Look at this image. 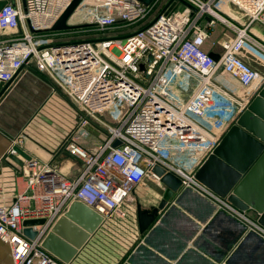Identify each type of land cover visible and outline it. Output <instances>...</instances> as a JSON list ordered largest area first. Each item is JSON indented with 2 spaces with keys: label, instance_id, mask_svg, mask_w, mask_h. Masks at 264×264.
<instances>
[{
  "label": "built area",
  "instance_id": "1",
  "mask_svg": "<svg viewBox=\"0 0 264 264\" xmlns=\"http://www.w3.org/2000/svg\"><path fill=\"white\" fill-rule=\"evenodd\" d=\"M71 1L7 0L0 10V30L21 28L14 37L0 39V82L12 80L34 62L83 113L64 146L82 162L79 174L70 179L53 161L30 160L26 190L12 203L0 204V239L11 246L13 264H62L43 241L70 206L78 201L101 214L125 216V205L138 185L148 179L161 183L156 166L179 176L183 188L210 198L264 238V226L248 217V210L198 181L194 164L181 158L190 152L208 156L226 131L217 118L234 106L238 111L247 108L263 87L264 73L243 50L251 44L264 55V42L250 31L253 24L264 26V0H154L149 5L139 0H83L77 10L94 5L92 21L101 30L141 22L123 36L117 51V37L48 43L46 32H37L50 28ZM224 4L247 19L245 26L220 12ZM218 21L234 37L222 44L215 60L206 44ZM221 74L238 79L241 89L219 84ZM183 75L197 81L186 100L173 89ZM92 119L104 124L107 133L99 144L87 147L82 142L94 135L89 130ZM117 140L121 143L114 146ZM22 142H13L12 155ZM35 218L45 222L32 226L37 234L30 238L24 221Z\"/></svg>",
  "mask_w": 264,
  "mask_h": 264
},
{
  "label": "crops",
  "instance_id": "2",
  "mask_svg": "<svg viewBox=\"0 0 264 264\" xmlns=\"http://www.w3.org/2000/svg\"><path fill=\"white\" fill-rule=\"evenodd\" d=\"M220 12L241 26L247 22L231 5L224 4ZM219 24L224 25L218 22L212 37ZM250 29L264 41V26L253 24ZM208 47L217 55L222 50V46ZM246 59L264 73V63L248 55ZM218 82L233 90L241 89L238 79L223 74ZM245 110L238 111L234 106L217 118L226 125L225 134ZM82 115L55 80L38 70L34 62L19 70L0 98V204L12 203L17 193L27 188L30 160L19 152L14 154L18 159L15 160L10 153L13 142L19 138L23 142L18 147L31 160L53 161L70 179L79 174L82 162L64 146ZM91 127L94 125L89 130L96 138L93 144H99L104 136L98 137ZM82 143L87 147L93 145ZM182 157L184 163L190 161L194 164L192 169H197L207 155L190 152ZM166 189L163 183L150 179L138 185L125 205L126 215L103 212L101 222L74 257L69 262L61 260L62 264H264L263 236L244 220L189 188H180L150 228L140 232L138 205L158 206ZM245 214L254 221L260 215L254 209ZM0 264H13L12 248L1 239Z\"/></svg>",
  "mask_w": 264,
  "mask_h": 264
},
{
  "label": "water",
  "instance_id": "3",
  "mask_svg": "<svg viewBox=\"0 0 264 264\" xmlns=\"http://www.w3.org/2000/svg\"><path fill=\"white\" fill-rule=\"evenodd\" d=\"M6 1L0 0V10ZM82 1L72 0L50 28L37 30V32L63 31L75 27L69 21ZM139 1L149 5L154 0ZM183 3L186 2L183 1ZM54 45H58V43ZM211 56L215 60L219 59L217 54L211 53ZM152 59V55H149V60ZM140 67L144 70L145 64L142 63ZM12 80L0 82V98ZM120 143L121 141L117 140L114 146ZM16 150L31 160L18 146H16ZM12 157L18 160L14 155ZM154 172L161 176V183L166 185L167 189L158 206L145 208L141 204L138 205L137 216L142 233L150 228L160 210L183 187L181 178L174 173L166 172L160 166H156ZM195 176L198 181L219 196L226 198L237 208L256 210L260 214L258 222L264 226V85L237 122L229 128L219 144L197 168ZM102 218L101 213L88 205L78 201L74 202L65 215L54 224L44 239L43 245L60 260L69 262L99 225ZM44 222V218L26 219L24 221L25 235L34 238L37 232L33 230L32 226Z\"/></svg>",
  "mask_w": 264,
  "mask_h": 264
},
{
  "label": "rangeland",
  "instance_id": "4",
  "mask_svg": "<svg viewBox=\"0 0 264 264\" xmlns=\"http://www.w3.org/2000/svg\"><path fill=\"white\" fill-rule=\"evenodd\" d=\"M95 10H96L95 6L92 4L84 5L81 9L76 10L70 18L69 23L75 27L69 30H63V31H58L54 33L46 32L45 34H47L46 35L47 37L45 36V39L47 40L48 43H50L53 40L60 41V40H67V39H74V38L90 39V38H95V37L96 38L117 37L118 40L114 43L115 46L113 48V50L117 51L118 46L122 44V41L124 39L123 36L137 29L141 25V22L128 24V25L118 24L116 27L108 28L106 30L105 29L101 30L97 26H95V23H93L92 21V13L95 12ZM103 11L104 10H102V12ZM229 19L233 21V18L229 17ZM217 29L219 30H216L215 35L213 37L211 35V40L208 42V45L206 46V48L208 46H210V48H217L219 46L221 47L222 44L226 40L232 39L234 37L233 31L230 28H228L226 25L219 24ZM17 32L18 31L9 32V31L0 30V39H3L5 37H14V35H16ZM251 33L253 34V32ZM243 53L246 56L247 55L250 56L251 59H255L261 63H264V59H263L264 55L251 44L247 45V47L243 50ZM196 84H197L196 80L186 75H183L177 78V83L174 85L173 89L174 91L175 90L180 91L181 92L180 94H178L177 92L176 93L183 100H186V98L195 88ZM91 123L92 125H94V128L92 127L91 128L97 133L98 137L105 136V134L107 133V128L104 126V124L99 123L96 120L93 121V119ZM88 139H86L85 141L90 142L92 144L93 142H96V138L94 137V135H89Z\"/></svg>",
  "mask_w": 264,
  "mask_h": 264
}]
</instances>
